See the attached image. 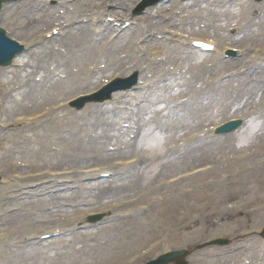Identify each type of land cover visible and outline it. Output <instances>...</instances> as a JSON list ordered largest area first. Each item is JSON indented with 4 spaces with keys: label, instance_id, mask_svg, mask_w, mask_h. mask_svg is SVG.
Masks as SVG:
<instances>
[{
    "label": "rangeland",
    "instance_id": "rangeland-1",
    "mask_svg": "<svg viewBox=\"0 0 264 264\" xmlns=\"http://www.w3.org/2000/svg\"><path fill=\"white\" fill-rule=\"evenodd\" d=\"M59 1L61 6L58 8L61 9L52 10L55 12L52 14L47 6L44 9L40 8L41 5L36 7L39 2L5 5L1 13V26L10 37L23 43L32 45L38 42L43 39L41 34L57 23L64 25L69 37L51 43L43 41V44L35 45L34 55L16 59L18 68L0 69V90L10 91L6 97L0 93V124L13 122L16 114L37 112L51 105V113L37 123L32 133V130H24L22 134L21 130L0 129V177L3 181L0 186V264H110L114 260L109 258L116 251L122 259L126 256L121 264H141L166 251L192 250L216 238L227 239L228 245L192 252L189 262L243 264L244 250H252L249 258L253 261L247 264L264 261L259 239L253 235L258 227L264 226V205L258 208L257 215H243L244 210H239L230 193L233 187L222 180V185L212 184L207 189V194H212L211 212L182 209L178 212L173 206L185 205L187 186L199 187L213 178L189 180L186 177L180 184L169 183L171 179L179 180L191 169L218 167L222 162L232 161L237 152H251L256 146L263 150L264 115L251 122L244 114L254 99L263 100L262 86L254 93L255 80L252 77L240 81L238 86V79L230 74L233 68L230 62L215 63L210 55H198L174 45L148 42L145 46L147 53L141 60L134 61L130 44L135 35L123 34L124 38L117 40L116 44H108L106 38L110 33L96 39L94 34L88 33L89 30L83 34L85 28L75 26L81 17L96 9L98 1L108 7L110 0H82L80 4L74 3L76 0ZM134 1L118 0L116 10L129 13L127 9ZM232 2L215 0L209 10L208 4L201 3L198 9H194L196 1L181 7L171 3L162 11L173 16L167 25L169 32L176 26L186 32L212 34L221 41L222 47L230 42L227 26L238 27L237 40L247 45L250 53L264 49V20L252 24V3L249 0L241 4L242 7L247 4L243 11L235 10ZM181 8L185 21L179 16ZM175 9L178 11L174 12ZM51 15L56 17L51 18ZM190 15L192 20H186ZM149 17L153 19L152 15ZM148 22L152 28L154 24H160L154 20ZM160 27L165 29L163 24ZM168 50L170 54L165 53ZM160 51L162 68L152 77L158 76L161 84L151 87L147 67L156 59L155 53ZM254 54L255 57L258 55ZM32 56L34 58L29 59ZM101 59L95 73H91ZM129 67L137 68L141 79L145 80L138 94L128 95L121 103L113 100L108 105L89 104L79 112L63 106L66 100L95 89L102 78ZM166 73L170 75L167 78L164 77ZM34 78L40 79V83L34 82ZM27 80L30 83L26 85ZM25 107L28 108L24 111ZM235 117L246 120L242 129L231 137H211L210 127ZM255 124L259 130L254 129ZM50 127L54 130L51 133L48 132ZM116 146L122 149H112ZM257 155L251 161L256 162ZM130 158H135L139 165L131 170L133 173L123 170L125 178L80 185L75 190L69 188L61 192L59 196V190L54 187L34 193L21 192L16 173H12H26L29 169L98 166ZM16 192L18 196L14 195ZM126 200L131 201L127 214L131 216L136 211L140 220L134 225L133 236L122 234L117 240L113 234L121 226L112 227L118 219L113 213L102 227L65 240L39 245L26 236L43 226L56 225V221L65 217L103 211V206ZM141 206L143 208L138 209ZM128 218L125 219L130 220ZM159 224L176 235L177 240L148 253L144 248L145 229L151 230L153 239H167L166 235L160 234ZM2 232H5L4 236ZM184 238L188 243H177Z\"/></svg>",
    "mask_w": 264,
    "mask_h": 264
},
{
    "label": "bare ground",
    "instance_id": "bare-ground-1",
    "mask_svg": "<svg viewBox=\"0 0 264 264\" xmlns=\"http://www.w3.org/2000/svg\"><path fill=\"white\" fill-rule=\"evenodd\" d=\"M52 128H55V127H52ZM51 131H54V130L51 129ZM245 167H247L246 164H244L240 169H238L236 171L229 170L226 173L228 174L229 179L234 183V187L238 184V191L236 193L237 196L239 195V193H241L244 190L252 191V195L249 198L240 199L239 202H243L245 206L257 207L260 202L264 203V198L261 197V194L264 193V188L262 190H256L253 188L246 189L244 187V184H243V181H244L243 179H244V177H250L252 179L253 177H256L259 173H261L264 176V169H262V171H259L258 173H256V170L260 169V165L256 166L255 168H250L247 171H245L243 169ZM243 171L245 173H243ZM209 172H211V170L208 171L207 173H209ZM214 175L217 176V174H214ZM188 196H195L198 200V204H204V203L209 201L208 198L204 199V197H205L204 195L190 194ZM182 208L188 209V211L192 212V210H195L197 208V206L196 207L190 206V207H186V208L184 206H182ZM128 221H131V220H128ZM125 222H127V221H125ZM131 224H132V222L126 224V226L131 225ZM159 229H160V234L166 235L167 239H169V241H172L175 239V235H173L172 233H168L167 229L165 228V226L163 224H159ZM127 232L129 235L132 234L130 229H128ZM145 233L147 235L146 243H148L152 240L151 230L145 229ZM185 242H187V241H185ZM109 259L114 260L113 262H111V264H117V262L120 264L118 254H116V253H112ZM104 264H109V263H104Z\"/></svg>",
    "mask_w": 264,
    "mask_h": 264
},
{
    "label": "water",
    "instance_id": "water-1",
    "mask_svg": "<svg viewBox=\"0 0 264 264\" xmlns=\"http://www.w3.org/2000/svg\"><path fill=\"white\" fill-rule=\"evenodd\" d=\"M1 3L2 0H0V7H1ZM15 52L16 51H14L13 48H11L10 44L4 37L3 32L0 30V65L8 64L9 61L13 58ZM168 260L169 259H163L154 264H165Z\"/></svg>",
    "mask_w": 264,
    "mask_h": 264
}]
</instances>
